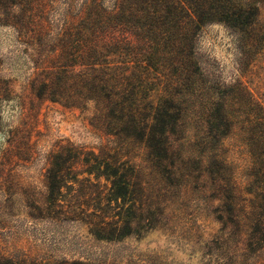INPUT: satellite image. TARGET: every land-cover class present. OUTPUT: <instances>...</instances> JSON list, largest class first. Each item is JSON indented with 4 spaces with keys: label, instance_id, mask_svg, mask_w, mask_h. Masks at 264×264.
<instances>
[{
    "label": "rangeland",
    "instance_id": "374dc122",
    "mask_svg": "<svg viewBox=\"0 0 264 264\" xmlns=\"http://www.w3.org/2000/svg\"><path fill=\"white\" fill-rule=\"evenodd\" d=\"M110 3L88 0V8L98 4L107 10ZM83 4L0 0V251H20L41 264L81 254L98 264L264 263V243L253 244L256 239L246 234V221L239 220L241 203L229 211L202 181L200 186L191 180L180 186L172 178L163 183L142 145L131 146L129 156L144 168L139 173L155 199L152 206L164 213L149 211L151 228L143 224L138 235L120 242L95 241L86 225L50 217L68 206L110 216L116 205L130 204L129 197L116 198L110 181L101 175L103 168L97 167L106 141L95 127L94 102L82 97V92L92 97L82 86L92 64L73 50V41L77 46L79 39L75 15ZM261 13L259 27L264 30ZM230 36L223 25L212 24L196 38L201 60L221 68L227 82L237 66ZM260 46L261 54L240 79L264 105V38ZM128 60L127 83L137 84L131 89L136 102L141 111L150 112V104L159 105L168 87L173 93V59L167 56L165 69L154 60L147 71L137 70L132 57ZM149 120L153 122L152 113ZM225 145L231 147L232 140ZM34 206L42 207L46 216L35 218L39 214Z\"/></svg>",
    "mask_w": 264,
    "mask_h": 264
},
{
    "label": "trees",
    "instance_id": "16d2710c",
    "mask_svg": "<svg viewBox=\"0 0 264 264\" xmlns=\"http://www.w3.org/2000/svg\"><path fill=\"white\" fill-rule=\"evenodd\" d=\"M88 7L84 0L76 11L77 46L73 41V50L92 64L82 82L92 97L88 92L82 97L94 102L95 127L106 141L97 167L103 168L101 175L110 181L116 198L129 197L130 204L116 205L110 216L68 206L50 217L84 224L93 240L105 242H120L138 235L144 225H153L149 211L164 213L152 206L155 199L139 173L144 168L129 156L131 146L142 145L163 183L172 178L180 186L190 180L200 186L202 181L229 211L241 203L239 220L246 221V234L257 246L264 243V105L240 79L261 54L264 0H111L107 10L98 4ZM212 24L223 25L234 45L237 66L228 82L221 68L201 60L196 46L201 30ZM168 55L173 59V93L168 87L159 105L141 111L136 91L131 90L137 84L127 83L124 72L128 58L137 70L147 71L156 63L165 69ZM226 140L233 145L226 147ZM34 208L39 214L35 218L46 216L42 207ZM0 264L41 263L20 251H0ZM43 264L98 261L81 254L60 263L46 259ZM255 264L264 263L258 259Z\"/></svg>",
    "mask_w": 264,
    "mask_h": 264
}]
</instances>
